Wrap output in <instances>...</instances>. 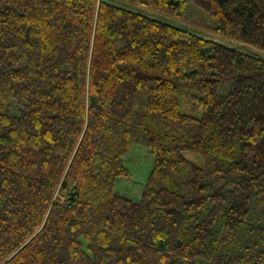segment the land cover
Returning <instances> with one entry per match:
<instances>
[{
	"label": "trees",
	"instance_id": "obj_1",
	"mask_svg": "<svg viewBox=\"0 0 264 264\" xmlns=\"http://www.w3.org/2000/svg\"><path fill=\"white\" fill-rule=\"evenodd\" d=\"M126 1L238 46L112 0H0V264H264V0ZM134 146L154 164L123 196Z\"/></svg>",
	"mask_w": 264,
	"mask_h": 264
},
{
	"label": "rangeland",
	"instance_id": "obj_2",
	"mask_svg": "<svg viewBox=\"0 0 264 264\" xmlns=\"http://www.w3.org/2000/svg\"><path fill=\"white\" fill-rule=\"evenodd\" d=\"M113 2L117 3L120 6H124L126 8L135 10L139 13H142L146 16H149L151 18H155L158 20H161L163 22L176 25L185 29H188L192 32L205 35L209 38L228 43L231 45L238 44L232 40H227L224 37L217 35L214 32H211L207 29V26H205V23L209 22V19L207 17H203L200 13L191 11L190 18L189 19H177L170 17L166 14L142 7L138 4L126 1V0H112ZM193 14V15H192ZM197 17L196 20H194V17ZM240 48H243L241 45H239ZM244 50H248L247 47H244ZM231 80H225L220 83L218 88V93L221 95H227L230 92L231 89ZM200 95V91L196 89L195 87H181L179 91V100H180V111L183 114L191 115L197 118L202 117V111L196 110L191 105L189 98L191 96ZM187 157L196 162L197 164H202V159L198 156H195L193 154H187ZM126 167L129 169V171L132 174L133 181L126 182L123 180H117L116 183V192L121 195H135L136 191L142 187V184L147 181L150 173L151 168L154 164V157L153 155L144 147L142 146H134L129 153V155L124 159ZM262 223H264V217L262 218Z\"/></svg>",
	"mask_w": 264,
	"mask_h": 264
}]
</instances>
